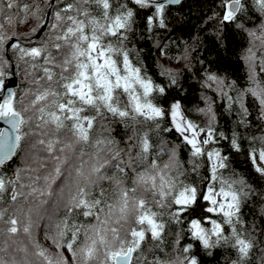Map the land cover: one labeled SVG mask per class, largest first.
<instances>
[{
	"label": "snow or ice",
	"instance_id": "obj_1",
	"mask_svg": "<svg viewBox=\"0 0 264 264\" xmlns=\"http://www.w3.org/2000/svg\"><path fill=\"white\" fill-rule=\"evenodd\" d=\"M179 2L43 0L41 6L39 0H33V4L21 6L17 0H0V15L9 25V29L0 25V49L10 44L17 67L23 63L28 83L35 85L24 88L19 99L12 89L0 99V119L8 126L0 128V166L12 160L22 147L30 151L33 160L49 162L42 175L28 164L0 173V201L7 197L14 204L18 196L24 201L31 196L33 201L27 208L22 204L14 208L22 222L16 214H9L3 221L8 238L18 230L27 235L36 259H25L22 264H198L190 252L193 245H180L184 231L205 250L230 247L235 258L228 264H247L253 239L250 233L246 235L240 210L251 186L234 172H224L228 156L218 147L217 136L221 140L229 138L223 131H216L215 101L205 96V106L195 109L205 117L203 125L185 116L178 100L167 107L155 103L154 94L163 95L165 88L155 83L139 62H133L134 49L127 46L138 14L151 32L156 24L164 26L166 6ZM252 6L264 18V0H252ZM219 7L222 11H213L209 19L216 18L218 26L232 22L242 27L236 20L241 9L246 11L241 0H220ZM13 8L17 9L15 13ZM29 21L33 24L28 31H15L17 23ZM245 31L249 47L242 59L249 66L247 86L237 89L235 81L208 71L201 83L215 92L225 111L235 110L239 126L248 127L249 96L257 118L264 122V82L257 78L253 66V42L259 41L264 52V21L259 32L255 28ZM38 32L45 36L33 42L31 38ZM261 65L264 72V57ZM165 71L169 83L175 84V74L163 69L161 74ZM6 74L0 67V85ZM121 96L126 97L124 102ZM108 116L131 129L123 147L110 135L99 134L108 130ZM98 118L105 126L94 136ZM173 129L188 150L191 171L199 177V169L206 168L202 186L185 178L188 170L179 158L177 144L167 146L163 138L159 145L153 144L150 133L159 135ZM239 136L233 130L229 140L237 152L241 147ZM257 139L259 148L252 143ZM248 140L247 156L255 170L264 175V135L249 136ZM165 149L168 159L161 162ZM38 152L46 155L38 156ZM38 167L46 166L40 163ZM58 177L56 211L46 213L41 206ZM198 199L203 202L202 215L187 217L188 209ZM6 211L0 209V218ZM32 215L42 221L44 237L54 252L42 247L30 231ZM170 224H186V228L172 233L175 257L164 259L153 253L147 260L143 245L150 237V248L165 251V231ZM20 250L25 251L23 245ZM0 264L18 262L0 259Z\"/></svg>",
	"mask_w": 264,
	"mask_h": 264
},
{
	"label": "trees",
	"instance_id": "obj_2",
	"mask_svg": "<svg viewBox=\"0 0 264 264\" xmlns=\"http://www.w3.org/2000/svg\"><path fill=\"white\" fill-rule=\"evenodd\" d=\"M17 2L21 6L24 3L33 4V0H17ZM39 2L43 6V0H39ZM56 2L57 0H49V3ZM219 3L220 0H185L176 6L167 5L164 26L161 27L156 24L153 26L151 32L147 31L143 17L138 14L133 25V31L129 33L127 46L130 49H134L131 53L133 62H139L142 70H146L147 75L155 83L161 84L165 88L163 95L159 93L154 94L153 99L155 103L167 107L172 100H178L184 115L203 125L206 123V119L201 114H198L195 109L205 106V96L215 101L213 108L216 112V131H223L229 138L221 140L217 136L218 147L228 156V168L224 172L226 174L234 172L243 177L246 183L251 186L250 194L243 200L240 210V216L245 222L246 235L250 233L253 239V248L247 264H264V175L255 170L251 159L247 156L250 143L248 137H260L264 135V122H261L257 118V111L252 105V98L249 96L248 105L251 111L248 120L250 124L248 127L239 126L236 123L237 115L235 110L231 113L225 111L223 102L216 98L215 92L204 87L201 83L205 79V71H208L224 77L226 81H235L237 89L247 86L249 66L242 59V56L246 54L245 50L249 47V36L245 29L255 28L259 32V25L264 21V18L253 8L252 0H241V3L245 5L246 11L245 9H241L237 14L236 20L242 27H237V24L232 22H226L222 26H218L217 19H209V17L212 16L213 11H222ZM129 6L132 5L129 4ZM12 11L15 13L17 9L13 8ZM20 14L23 15L22 11ZM32 24V21L25 24L17 23L15 31L17 33L26 32ZM0 25H3V29H9V25L3 20L2 15H0ZM44 36L43 32H38L31 39L35 42ZM20 39L23 43L24 37L21 36ZM259 45V41L253 42V51L256 57L253 61V66L257 78L264 82V72L260 70L262 66L261 58L264 57V52H262ZM161 49L163 50V55H161ZM185 56H187V59H185ZM178 57L179 59H177ZM4 60L8 61V63L3 64L2 61ZM0 61V67L6 73H11L10 68L11 66L13 67L12 72L17 77V86L13 92L16 94L17 99H19V93L24 88L35 87L34 84L30 85L28 83V78L24 75L25 66L23 63L17 67L16 59L10 46L6 47L5 44L4 49H0ZM162 69L171 70L175 74V84L169 83L167 71H165V74H161ZM36 74L39 75V71ZM232 94L235 95V92ZM125 100L126 97L121 96V101L124 102ZM104 126L98 118L93 135L95 136ZM166 126V123L162 124V128ZM106 127L108 130L102 131L99 134L110 135L117 141H120V146L123 147L125 135L131 129L125 128L123 124L118 120H113L111 116L106 117ZM233 130L240 134L238 142L241 147L239 152L233 150L229 143ZM150 136L154 145H159L161 138L167 142V146H171L173 143L177 144L179 158L183 163V167L188 170L185 178L190 182L196 183L198 186H202L203 178L207 174L206 168L201 167L199 169V177L191 171L188 164V150L180 141L174 129L169 132H160L159 135L154 131L150 133ZM252 143L256 148L261 146L259 139ZM87 150L89 149L86 146ZM20 152L25 153V155L22 157ZM27 152L29 150L22 147L12 160L6 165L0 166V173H8L14 167H22L24 164L35 167L37 174L40 175L48 170L49 162L33 160L30 152L28 154L29 163H24L27 159ZM37 155L46 154L38 152ZM160 159L161 162L168 159L167 149H165V154ZM257 162L259 163L258 157ZM40 163H44L46 167L43 169L39 168L38 165ZM130 175L131 172L129 171ZM59 180L60 177L52 182L51 194L45 198V203L41 206V210L46 213L56 211L54 201L57 200L56 189L59 187ZM128 183L130 184V179ZM56 185L58 187L55 189ZM107 186L108 184L105 182V187ZM32 202L31 196H29L28 201H24L23 197L18 196L14 204L7 197L3 201H0V209H7L3 218H0V259L5 261L15 260L18 264H22L25 259L35 261L36 258L32 255L31 245L24 232L18 230L14 237L8 238L7 234L3 231L5 227L3 221L8 218L9 214H16L18 222H22V217L14 212V208L20 204L24 208H27L28 204ZM202 204L203 202L198 199L188 209L186 216L189 218L191 216H201ZM31 219L33 224L30 227V231L33 233L36 241L50 252H54V247L44 237L42 221H38L35 215H32ZM164 219L167 220V216ZM180 228H186V224H170L166 228L163 248L168 253L167 256H165V251L149 247L153 243L149 237L143 245L146 259L150 261L153 258V253L164 259L174 258L176 255L173 251L175 235L172 233ZM5 243L8 245L7 248H5ZM186 243L193 245L190 252L197 257L198 264H228L230 258H235V253L230 247H214L205 250L197 240L191 239L187 232L184 231L180 239L181 247ZM21 245L24 246L25 251L20 250ZM62 250L68 256L67 250Z\"/></svg>",
	"mask_w": 264,
	"mask_h": 264
},
{
	"label": "water",
	"instance_id": "obj_3",
	"mask_svg": "<svg viewBox=\"0 0 264 264\" xmlns=\"http://www.w3.org/2000/svg\"><path fill=\"white\" fill-rule=\"evenodd\" d=\"M185 0H180L179 3L183 2ZM178 3V4H179ZM178 4H173V5H168V6H176ZM10 44L6 43V47H9ZM13 67L11 66L10 71L11 73H7L4 78H3V84L0 85V99H2L3 95H5L8 91V89L14 90L15 87L17 86V77L15 74L12 72ZM8 126L5 124V122L0 119V128H7Z\"/></svg>",
	"mask_w": 264,
	"mask_h": 264
},
{
	"label": "rangeland",
	"instance_id": "obj_4",
	"mask_svg": "<svg viewBox=\"0 0 264 264\" xmlns=\"http://www.w3.org/2000/svg\"><path fill=\"white\" fill-rule=\"evenodd\" d=\"M0 62H1V61H0ZM0 65H1V63H0ZM29 152H30V151H29ZM29 152L26 153V156H27L26 158H27V159L25 160L24 163H29V160H28V154H29ZM38 155H39V154H38ZM57 187H58V185L55 186V189H56Z\"/></svg>",
	"mask_w": 264,
	"mask_h": 264
}]
</instances>
